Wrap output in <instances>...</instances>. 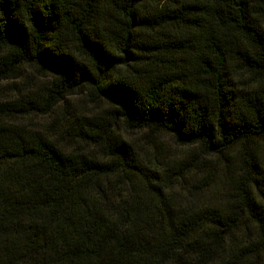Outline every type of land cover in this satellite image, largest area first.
<instances>
[{"label": "trees", "instance_id": "trees-1", "mask_svg": "<svg viewBox=\"0 0 264 264\" xmlns=\"http://www.w3.org/2000/svg\"><path fill=\"white\" fill-rule=\"evenodd\" d=\"M0 264H264V0H0Z\"/></svg>", "mask_w": 264, "mask_h": 264}, {"label": "rangeland", "instance_id": "rangeland-1", "mask_svg": "<svg viewBox=\"0 0 264 264\" xmlns=\"http://www.w3.org/2000/svg\"><path fill=\"white\" fill-rule=\"evenodd\" d=\"M163 148L165 150L171 151V152H178L179 147L172 142V140L168 139L167 141H164Z\"/></svg>", "mask_w": 264, "mask_h": 264}]
</instances>
